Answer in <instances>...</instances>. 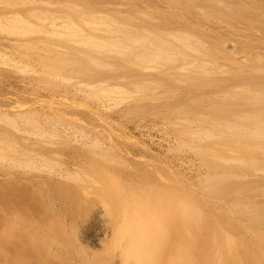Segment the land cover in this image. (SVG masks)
<instances>
[{"label":"bare ground","instance_id":"obj_1","mask_svg":"<svg viewBox=\"0 0 264 264\" xmlns=\"http://www.w3.org/2000/svg\"><path fill=\"white\" fill-rule=\"evenodd\" d=\"M167 1L169 5L173 6L191 5L189 0ZM200 1L202 3V0ZM237 2L240 40L236 44L239 50H235L240 53L238 52V56L233 58V67L229 70L228 75L216 80H211L213 74L209 71L210 69L205 68L203 56H192L189 52V43L185 37L173 34L165 35V33L158 37L145 35L150 29L157 30V32L162 31L160 28L156 29L158 25L156 26V23L152 21L154 20L151 15L154 13L153 11L135 10L134 8L130 9L131 7L128 8V11H126L127 9L125 11L114 10L105 24H109L111 33H121V37H109L105 34H98L97 37L87 33L83 34L85 39L83 45H86L88 52H86L87 57H83L85 62L81 61V68L77 69V74L83 78L76 80V83L83 87H80L78 91L84 97L88 95L93 99L94 104L85 106L84 109L98 125H83L71 116L73 113H61L59 109H55L53 110L54 117H56V119L54 118L56 120L55 127L57 126L59 129V133L62 135L61 139L55 138V132L45 130L44 124L39 128L38 135L45 136V138L40 140L38 135L34 134L37 145L33 150H21L18 153L10 146L11 150L8 148L9 152H7V145L6 149H4V145L0 146V159L4 156L3 158L6 160L2 161L3 164L0 162V264L174 263L170 251L164 255L159 252L162 248L166 252L168 248V243L163 241L161 231L165 211L175 213L176 208L183 209L184 205H187L179 195L173 196L172 194L176 184L172 166L167 169L169 176L164 177L160 174L158 165L142 160L136 167L129 169V173L126 175L119 163L113 162L107 156L112 154L121 159L132 153L118 142L120 138L123 139L126 136V130L122 126H109L104 118L110 112L107 111L109 107L103 103L116 101L122 91L109 84L112 80H100V78L122 73L126 77L128 76L129 80L127 81L130 82V85L136 88L142 81L140 78L153 77L146 74V71H141L139 69L141 67L153 69L156 72L154 75L160 77L158 80L160 83L167 81L175 87L178 84H181L180 87L182 84L185 86L182 88V92H184L182 97L177 95L181 102L177 104V96H168L165 99L166 93H163L164 98L161 97L162 95L159 96L161 98L158 97L157 105L162 107V111H170L193 118L184 119L186 123L184 126L179 121H174L176 129H173V132L176 131L173 141L185 144L195 151L200 159L199 163L203 167V175L197 178V190L188 191V194H191L189 205L206 209V206L228 204L239 218L264 225V201L261 202L263 203L261 205L243 200L250 192L256 193L259 191L258 189L263 191L264 178L260 182L242 181L243 176L241 175L242 171L264 175V161L260 157L261 153L264 159V145L257 146L258 142H256L264 141V131H245L241 125L242 119L245 123L247 122L246 124L254 126H257L258 123L264 124V44L254 34L259 31L256 18L259 17L257 15L260 11L264 14V0H237ZM140 14L144 18H150L149 21L144 22V18L143 20L133 18ZM169 20L171 21L170 18ZM184 20L180 23L188 29V21L186 18ZM11 21L21 26H33L30 20L24 17L13 18ZM161 21L159 19V22ZM166 23L170 24L169 21ZM92 26L96 27L95 24ZM203 30L201 29L200 32ZM34 35L37 36L35 40L45 42L52 40L39 32ZM31 41L29 38H22L0 30V47L23 48ZM214 45L219 48L216 43ZM65 59L73 60L72 58ZM189 60L193 63H185ZM160 65L162 66L158 67ZM119 66V72L113 73L112 69ZM47 67L51 71L45 70L44 77L51 76L64 81L71 79L63 75L59 65L53 63L48 64ZM64 67L74 66L69 64ZM171 70H174L175 74L168 72ZM199 77H203V80H198ZM220 80H225V82L221 84ZM226 80L239 84L233 88V84H228V86ZM207 81L208 83H206ZM204 84H209L210 87L207 86L210 89ZM251 85L256 88V91H259H255V93L253 91L251 94L249 91L253 88L248 89ZM41 86L40 89L45 94V89H47L45 83ZM243 87H246V91H243L244 94L246 96L248 94L250 99L247 97H244V100L243 98L238 99L236 104L232 103V109L229 111V100L235 96L233 94V98L231 96L229 102H226L230 92L226 89L231 90L230 94H232L234 89ZM77 89L75 90L77 91ZM225 90L228 93L224 94L226 97L224 96L225 99H223L224 97L221 96ZM139 91L140 95L144 96L146 87L142 85ZM238 93L236 92V94ZM253 94L255 97L251 98ZM240 96L242 94L238 97L241 98ZM206 97L210 100H206ZM139 99H141L139 96L133 98L131 110L141 107ZM220 99L223 103L219 102ZM224 103H228L226 105L228 112L223 110L226 108H223L222 104ZM157 105L153 107H157ZM74 106L79 108L80 103L66 104L67 108ZM224 111L225 115L230 114L238 116V118L241 116L239 118L241 122L240 120L229 121L227 115V118H222ZM6 113L0 110V115H6ZM56 113L60 116L57 114L58 117ZM206 113L210 116H205ZM13 114L19 115L20 112H13ZM249 115L250 117H248ZM216 116H219L220 119H215ZM148 129V125L140 122L135 125V131L142 136H146ZM71 135L76 139L70 138ZM2 140L13 141L0 133V141ZM238 141H247L254 145L235 147ZM134 146L137 149L140 148L138 145ZM250 153L254 155H249ZM58 157H63L66 160L76 158L71 167L65 169L66 175H69L67 181L62 180L63 173L57 169ZM33 162H40L41 166H44L46 162L49 169L45 170V173L50 174L53 171L56 175L50 179H44L40 175L27 174L26 168ZM3 167L25 174L20 179L29 186L28 193L33 197L32 199L27 197L22 188L21 190L18 188L21 180L10 176ZM112 173L125 174L131 190L125 193L120 189L117 191L115 188H111L108 179ZM45 186L48 188L50 186L54 190L55 199L63 204L64 208L61 209H65V212L54 221H45V208L47 207L45 205L50 206V202H45V197L34 199V196L37 195L36 191L33 194V189H44L42 192H45ZM160 187L164 188L165 196L161 195ZM261 191L259 192L264 193ZM64 197H68V199ZM27 201H32L34 205ZM159 209L164 210L161 217H158ZM178 216H183V214L179 213ZM171 220L169 217V221ZM194 225L199 245L189 264H207L206 226L202 219H199ZM72 229L78 233L75 237L71 236ZM233 229L235 230L236 226ZM208 231L210 245L212 244V249H214L212 253L211 250L209 253L210 264H242L240 262L242 250L244 255L251 260L250 264H264V257L261 254L256 253L259 257L254 255V249L257 246H263L257 235H253L250 241L245 240L236 231L223 235L210 221ZM173 237H175V233L171 232L170 241L174 239ZM172 244L174 243H170V248ZM252 247L253 250H251Z\"/></svg>","mask_w":264,"mask_h":264},{"label":"rangeland","instance_id":"obj_2","mask_svg":"<svg viewBox=\"0 0 264 264\" xmlns=\"http://www.w3.org/2000/svg\"><path fill=\"white\" fill-rule=\"evenodd\" d=\"M189 2L191 4L189 6H173L169 5L167 0H0V30H5L16 36L32 40L23 48L10 47V49H8L0 47V110L8 113V115L7 113L6 115H0V133L13 140H2L0 141V146L4 145V149L8 146L7 152H9L8 148H10V146L14 151H18V153H20L21 150H33L37 145V143H35L36 137L33 135H38L39 128L44 124L45 130L55 132V138L61 139L62 135L59 133L60 131L57 126L55 127L56 117H54L55 113H53L55 109H59L61 113H73L71 116L83 125H98L84 109L85 106H91L94 103L91 97L88 95L84 97L83 94L78 91L80 87H83L81 85L79 86L76 80H81L83 77L77 74V69L81 68L80 63L84 61L83 57H87L86 52H88V50H86V45H83V42H85L83 34L86 35L85 33H87L88 35L97 37L98 34H105L109 37H121V33H111L109 24H105L114 10L125 11L127 9L126 11H128V8L131 7L130 9L134 8L135 10L153 11L154 13L151 15L154 20H152L153 18L151 20L156 23V26L158 25L156 29L160 28L162 31L157 32V30L152 31V29H150V31L145 33L146 36L158 37L165 33V35L173 34L185 37V39L188 40L189 52L192 56H203L205 68L207 70L210 69L209 71L213 74L211 80H216L219 77H226L229 70L233 67V58L235 56L237 57V53L239 52L235 50H239L236 44L240 40V31L238 30L239 22L237 18L238 2L237 0H202V3H200V0H189ZM259 13L258 15L256 14L259 16H256L258 21L257 30L259 31H256L254 34H256L257 37H259V41L261 39L264 44V14L261 12L260 15L262 14V16H260ZM18 17L29 19L33 26H21L11 21V19ZM133 18L143 20L144 17L140 14L133 16ZM169 18L173 21L171 22ZM185 18L189 24L188 29L180 23L185 21ZM149 19L144 18L143 21L147 22ZM159 19L165 22H159ZM168 21L170 23L169 25L166 23ZM93 24H95L96 27L92 26ZM161 25L162 27H159ZM201 29L204 30L200 32ZM37 32L42 33L43 36L52 40H49V42L35 40L37 36L34 34ZM215 43L219 48L215 47ZM212 45L215 48H213ZM93 57H95V55H93ZM65 58H72L73 60L67 61ZM53 63L59 65V69L62 71L63 75L71 79L64 81L60 78H52L51 76L44 77L43 74L45 70L51 71V69L47 67L48 64ZM185 63L190 64L193 62L189 60ZM69 64L74 67H64V65ZM130 65L133 66L132 63H130ZM161 66L162 65L158 67ZM119 68L120 66L113 68L112 72L115 73L117 71L116 73H118ZM139 69L143 72L146 71V74L152 75L153 77H137L142 79V81L136 88L130 85V82L127 81L129 80V78H127L128 76L126 77L122 73L100 78V80H112L109 84L122 91V93L118 95L116 101L112 100L103 103V105L109 107L107 109L103 106V108L110 112L108 115L104 116V118L109 126H122L123 129L126 130V136L123 139L120 138L118 142L122 143V145L132 153L130 156H125V158L121 159L112 154H108L107 156L110 157L113 162L119 163V166L125 170L124 173H126V175L129 173V169L136 167L138 162L142 160L158 165L159 172L164 177L169 176L167 169L172 166L173 177L176 182L172 194L173 196L175 194L179 195L187 205H184L183 209L176 208L177 211L175 213L165 211L166 213H164L161 231L163 234V241L168 243V248L165 252L161 246L162 249L161 251L159 250V252L164 255L170 251L174 258L173 264H189L190 259L199 245V238L196 234L194 224L199 219H202L206 226L205 251L208 259L207 264H210V250L211 253L214 251V249H212V244L210 245V233L208 231L209 221L212 222L223 235L236 231L243 236L245 240L249 241L253 238V235H257L263 246H257L254 249V255L257 257L258 255L256 253H259L264 257V254H262L264 253L263 224H256L239 218L228 204L224 205L221 203L222 205L218 206H206V209L191 207L189 205L191 194H188V191L190 192L197 188V178L203 175V167L199 163L200 159L195 151L185 144L173 141L176 134V131L173 132V129H176L174 127V121H179L181 125L184 126L186 125L184 119L189 120L193 118L183 114L171 113L170 111H162V107L157 105L158 97L163 93H166L165 99L168 96L176 97L179 95L182 97L184 94L182 88H185V86L182 84L180 87L181 84H178L175 87L172 86V83H168L167 81L160 83L158 82L160 77L154 75L156 72H154L153 69H143L142 67ZM85 70H87V68H85ZM168 72L175 74L174 70ZM198 80H203V77H199ZM219 82L222 84L225 80H220ZM226 82L227 85L233 84V88L239 84H236V82L232 83V81L228 82L227 80ZM43 83H45V88L48 89L47 92V89H45V94L40 89ZM206 83H208V81ZM73 85L78 88L77 91ZM142 85L146 87L144 96H141V92L139 91ZM205 85L209 86V84H204V86ZM253 87L254 86L251 85L248 89L251 90ZM243 88L234 89V93L232 94H230L231 90L229 89H226L228 92L230 91L229 93L226 92V90L225 93H222L223 95L221 97H224V94L227 93L229 95H227V99L225 100L226 102L230 101L229 111L232 109V103L236 104L235 102L238 101V99L241 100L243 98L244 100L246 97L250 99L249 95L247 94L246 96V94H244L245 92H243L246 91V87ZM255 89L256 88H253L251 90L252 92H249L252 94L254 91L255 93ZM236 92L239 93L236 94ZM173 93L176 95H171ZM241 94L242 96L239 98L238 96ZM163 95L161 96L162 98H164ZM232 95L235 97L233 98ZM254 95L255 94L250 97L253 98L255 97ZM136 96L141 98L139 99L141 107L131 110L133 98ZM179 96H177V99ZM231 96L233 99L230 98ZM225 97L223 99H225ZM205 99L208 101L210 100L207 97ZM205 99L204 102H206ZM221 99L219 102H222ZM177 101L174 102L178 104L181 102V99ZM78 102L80 103L79 108L75 106L73 108L66 107L67 103ZM224 104H222L223 108L228 105V103ZM154 105H157V107H153ZM226 109H228V107L223 110L228 112ZM121 110L122 112H120ZM17 111H19L20 114L14 115L13 112ZM225 111L222 118H227V115L229 121L240 120L239 118H241V116L238 118V116L230 114L225 115ZM249 113L250 112H248V114ZM57 114L58 113H56V115ZM206 114L205 116H210ZM58 115L60 116V114ZM219 116L214 118L220 119ZM248 117H250V115ZM109 121L111 122L109 123ZM242 121L241 125L245 128V131H264V124L262 123H258L257 126H254L253 124H246L247 122L245 123L243 119ZM139 122L149 126L146 136H142V134L135 131V125ZM38 137L40 140L45 138V136L40 135H38ZM70 138L76 139L73 135H71ZM46 141L48 140L46 139ZM256 142H258L257 146L264 145V141ZM134 145H138L140 148L137 149ZM248 145L254 144L247 141H238L235 147ZM249 155L254 154L250 153ZM3 157L0 159L1 164L4 163L2 162L4 160ZM260 157L264 161L261 153ZM75 159L76 158H68V160H66L63 157H58L57 169L63 173V181H67L69 176L66 175L65 169L70 168ZM48 166L46 162L44 166H41L40 162H33L26 168V172L31 176L40 175L44 179H50V177L56 174L53 171H51L50 174H46L45 170L49 169ZM3 168L10 176L19 179L25 175L18 171L9 170L6 167ZM241 175L243 176L242 181L260 182V180L264 178V175L250 171H242ZM109 178L108 183L111 188H115L117 191L120 189V191H124L125 193L131 190L128 184V178H126L125 174L121 173L117 175L116 173H112ZM20 180L21 184L18 185V188H20V190L22 188V191L26 193L27 197L32 199L33 197L29 196L28 193L29 186L24 184L22 179ZM163 189L164 188L161 187L159 188V190L162 191L161 195L165 196L166 192ZM20 190L18 189V191ZM258 190L261 191V189ZM35 191L37 196H34V199L45 197V202H50L49 205L51 204L50 206L45 205V207H50L49 209L47 207L45 208V221H54L65 212V209H61L64 208L63 204L55 199V192L50 186L49 188L45 186V192H42L44 189L35 188L33 189V194ZM259 191H256V193L250 192L243 200L253 201L263 205L261 202L264 201V193H260ZM261 192H264V189ZM23 197L25 198V196ZM64 198L68 199V197ZM27 202L34 205L32 201ZM163 212L164 210L159 209L158 217H161ZM179 213L183 214V216L179 217ZM169 217L172 219L171 221H169ZM235 226L237 230L233 229ZM171 232L175 233V237H173L174 239L172 241H170ZM77 234V231L72 229L71 236L75 237ZM171 242L174 243L172 244V249L170 248ZM251 250H253V247ZM240 257V262L242 264L247 262V264H250L251 260L248 256L244 255L243 250L240 252ZM243 258L247 259L244 260Z\"/></svg>","mask_w":264,"mask_h":264}]
</instances>
